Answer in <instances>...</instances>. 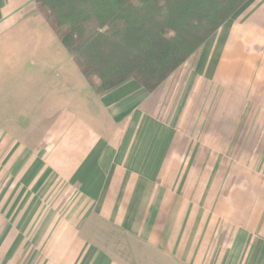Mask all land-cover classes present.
<instances>
[{"label": "crops", "instance_id": "crops-1", "mask_svg": "<svg viewBox=\"0 0 264 264\" xmlns=\"http://www.w3.org/2000/svg\"><path fill=\"white\" fill-rule=\"evenodd\" d=\"M37 15L35 0H0V38L29 34ZM17 69L29 100L49 99V63ZM89 98L53 115L38 157L4 155L32 123L0 108V181L12 182L0 189V264H132L102 248L98 221L153 249L154 264H264V168L252 167L264 166V0L246 1L155 92L129 80ZM52 176L76 189L65 217Z\"/></svg>", "mask_w": 264, "mask_h": 264}, {"label": "trees", "instance_id": "trees-1", "mask_svg": "<svg viewBox=\"0 0 264 264\" xmlns=\"http://www.w3.org/2000/svg\"><path fill=\"white\" fill-rule=\"evenodd\" d=\"M248 0H35L98 95L155 92Z\"/></svg>", "mask_w": 264, "mask_h": 264}, {"label": "rangeland", "instance_id": "rangeland-1", "mask_svg": "<svg viewBox=\"0 0 264 264\" xmlns=\"http://www.w3.org/2000/svg\"><path fill=\"white\" fill-rule=\"evenodd\" d=\"M36 13L38 17H42L37 7ZM28 33L27 35L0 38V108L3 109L4 113L11 111L14 115H17L14 118L17 122L29 120V122L31 121L30 123H32L30 126L26 127L30 132L29 135H16V140L18 141L15 142V149L12 151L7 149L6 152L4 150V155L8 154L16 157H38L42 149H35L33 146L41 144L38 143L39 140L37 139L41 136V131L48 127L53 115L62 111L66 105H72L73 102L75 107L78 104H81V106L83 104L89 105V97L94 95V90L82 75L79 67L74 62L71 64V61H69V59L71 60L70 54L43 17L35 22L34 25L32 23ZM31 61H43L49 63L51 69L54 68L51 70L52 81L50 84L51 92L49 99L46 96L47 99L43 101L29 100L27 97L29 96L27 92L28 86L16 82L18 76L23 78L27 77V70L17 69V64H27ZM60 64L65 68L63 69L62 67V69H58ZM20 71L22 74H18ZM60 78L61 81L59 80ZM45 105L47 106L46 108ZM28 113L34 114V116L28 118ZM20 128L22 129L23 127L20 126ZM27 136H32L34 138H32V140H26ZM24 145L32 146H28L27 149ZM260 151L261 149L258 150V153ZM243 152H245V150ZM228 153H231V150H228ZM14 167L21 168L20 166ZM22 167L27 168V166ZM252 167L258 170L264 168V166L261 165H252ZM17 168L15 172H17ZM9 183L10 182L5 180L2 182L0 181V189L6 185L8 186ZM10 184H12V182ZM261 187L260 182V188ZM50 189L52 190V200L55 198L56 193L60 192V202L63 200L65 206V208H61H64V210H61L60 213L63 217L69 215L74 207V202H76V199L78 200V197L76 198L75 187L70 186L68 182L55 180L53 177V180L50 182ZM64 192L66 195L65 199L64 196H62ZM85 207L84 204L83 224H90V213L85 212ZM97 224H100V238H98V242L101 243L102 245H100L102 248L111 253L113 257L119 258L122 261L129 259V261L131 260L130 263L134 264L136 263L134 258L137 257L138 254H141L142 257H146V264H154L153 261L155 257L153 249L143 244L135 243L128 235L117 229L111 230L106 228V226L103 225L107 224L105 221H98ZM101 235H103L104 238H101Z\"/></svg>", "mask_w": 264, "mask_h": 264}]
</instances>
